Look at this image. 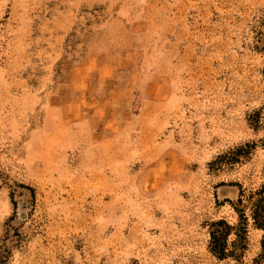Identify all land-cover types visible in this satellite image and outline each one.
Masks as SVG:
<instances>
[{
    "label": "rangeland",
    "instance_id": "1",
    "mask_svg": "<svg viewBox=\"0 0 264 264\" xmlns=\"http://www.w3.org/2000/svg\"><path fill=\"white\" fill-rule=\"evenodd\" d=\"M263 107L264 0H0V264H264Z\"/></svg>",
    "mask_w": 264,
    "mask_h": 264
},
{
    "label": "trees",
    "instance_id": "2",
    "mask_svg": "<svg viewBox=\"0 0 264 264\" xmlns=\"http://www.w3.org/2000/svg\"><path fill=\"white\" fill-rule=\"evenodd\" d=\"M255 130H261V147L264 151V107L250 116ZM237 215L236 224L230 225L226 220L219 219L208 225L209 249L219 259L242 258L248 245L249 228L263 233L262 248H264V170L263 182L255 189L240 190L235 202L227 201ZM0 253H5L2 261H6L9 252L3 247Z\"/></svg>",
    "mask_w": 264,
    "mask_h": 264
}]
</instances>
